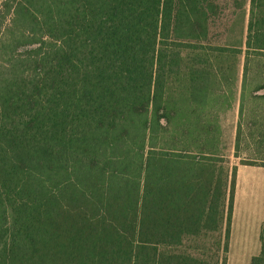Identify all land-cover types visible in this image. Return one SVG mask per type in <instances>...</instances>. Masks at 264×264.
I'll return each instance as SVG.
<instances>
[{"label":"trees","instance_id":"16d2710c","mask_svg":"<svg viewBox=\"0 0 264 264\" xmlns=\"http://www.w3.org/2000/svg\"><path fill=\"white\" fill-rule=\"evenodd\" d=\"M234 105L264 168V0H0V264H227Z\"/></svg>","mask_w":264,"mask_h":264},{"label":"rangeland","instance_id":"374dc122","mask_svg":"<svg viewBox=\"0 0 264 264\" xmlns=\"http://www.w3.org/2000/svg\"><path fill=\"white\" fill-rule=\"evenodd\" d=\"M237 105L221 116L222 139L231 164H237L235 193L229 220L227 264H249L259 250V228L264 217V168L242 165L243 154L233 156L236 133ZM221 240L220 232L211 235L208 242Z\"/></svg>","mask_w":264,"mask_h":264}]
</instances>
